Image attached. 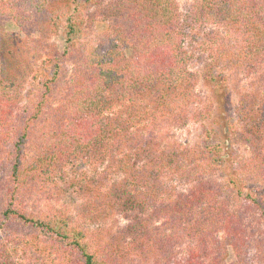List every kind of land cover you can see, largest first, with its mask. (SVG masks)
<instances>
[{
    "label": "trees",
    "instance_id": "16d2710c",
    "mask_svg": "<svg viewBox=\"0 0 264 264\" xmlns=\"http://www.w3.org/2000/svg\"><path fill=\"white\" fill-rule=\"evenodd\" d=\"M95 1L0 0V20L66 35L36 56L0 26V264H235L229 245L240 259L264 247V97L230 114L250 157L230 156L186 42L202 32L217 60L264 70V0H116L102 33L85 28ZM189 121L200 141L169 142L164 128ZM66 181L84 192L76 213L51 204Z\"/></svg>",
    "mask_w": 264,
    "mask_h": 264
},
{
    "label": "rangeland",
    "instance_id": "374dc122",
    "mask_svg": "<svg viewBox=\"0 0 264 264\" xmlns=\"http://www.w3.org/2000/svg\"><path fill=\"white\" fill-rule=\"evenodd\" d=\"M114 1L116 0H96L88 6L85 27L88 32L102 33L106 31L109 22L103 18L104 12L110 9V5ZM192 1L178 0L181 10L186 11ZM0 26L3 31L14 34L17 38L22 39L24 43L22 46L27 47L28 45H32V52L36 56H39L38 54L44 49V44L46 43L55 44L60 49H63L66 44L64 30L51 28L48 23L41 19L38 20V23L27 26L26 29L19 27L14 21L9 19L0 20ZM6 37L3 36L1 39H4L0 40L1 75H4V72L7 70V56L11 45L10 39H12ZM203 37L205 38L202 32L192 30L186 42L192 54L190 68L197 75V90L203 96L205 95L213 99L214 115L207 124L216 130L214 137L223 143L230 156L250 157L248 145L244 143L245 137L241 136L242 134H233L231 128L228 126V122L229 116L231 113L234 114L241 96L248 93L260 101L264 97V70L259 69L253 72L249 67H246V70H240L228 65L226 59H223L224 61L221 59V61L217 60L215 52L200 43ZM73 68V62L65 64L64 74L66 76L71 75ZM166 128L169 127L166 126ZM164 130V135H166V132L172 135V138L168 139L171 143L177 141L192 144L199 142L201 139V126L199 123L192 121L180 123L178 126L173 125L170 129L166 130L164 128ZM155 132L161 141L167 139L158 130H155ZM69 182H63L59 189L53 191L54 201H51V204L56 209H66L67 212L70 210L76 213L79 209H82V205L85 203V199L82 196L84 192L75 191V186H71L72 184H69ZM40 202L39 200L38 204ZM42 207L48 209L47 203H44ZM244 214L248 221L258 226L259 216L252 208H248V211H244ZM256 233L260 235V230L257 229ZM262 245L261 241L259 243L251 242L246 247L248 254L243 251L241 259L237 257L233 247L229 245L228 261L235 262V264H260L263 262L261 260V250L264 249ZM259 247L262 248L260 249ZM27 261L33 262L34 258L30 259L29 257Z\"/></svg>",
    "mask_w": 264,
    "mask_h": 264
}]
</instances>
